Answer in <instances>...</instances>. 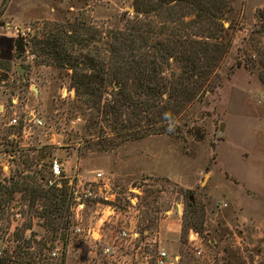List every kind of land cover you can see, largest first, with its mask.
<instances>
[{
    "label": "rangeland",
    "instance_id": "374dc122",
    "mask_svg": "<svg viewBox=\"0 0 264 264\" xmlns=\"http://www.w3.org/2000/svg\"><path fill=\"white\" fill-rule=\"evenodd\" d=\"M188 2L0 0V150L14 152L11 159L0 153V183L14 188L0 195V264H107L93 239L72 232L76 223L93 228L103 222L108 234L135 226L143 239L147 231L153 237L133 260L155 256L158 243L151 239L170 210L180 227L179 242L170 252L177 257L173 264H264V206L257 203L264 200V0H212V9L224 10L220 21L229 40L212 74L211 90L187 105L169 132L113 145L123 138L104 120L92 123L90 116L97 112L93 98L76 99L71 70L34 45L37 40L64 42L72 33L85 39L84 54H99L96 58L106 60L110 70L104 43L135 20L141 22L139 34L147 36L140 37L141 43L147 42L141 57L148 58L153 43L169 46L171 39L196 36L197 26L187 22L203 2ZM180 21L184 25L178 28ZM167 25L169 31L163 32ZM174 25L180 34H175L177 28L172 32ZM27 28L24 50L18 52L15 38L19 29ZM209 31L220 36L213 27ZM163 59L164 75L181 67L174 56ZM103 89V98L115 92L111 86L107 92ZM30 113L43 124L30 122L22 133ZM14 115L21 126L8 124ZM131 116L125 108L120 121L127 123ZM53 159L75 181L92 184L96 193L79 207L78 217H73V200L67 197L60 215L53 214L54 228L41 216L48 205L44 193H52L41 177ZM2 164H8L9 171L2 170ZM4 175L10 176L5 180ZM133 196L136 205L129 200ZM16 203L23 215L19 220L12 219ZM53 246L58 247L57 256L51 255ZM127 261L132 263L131 257Z\"/></svg>",
    "mask_w": 264,
    "mask_h": 264
},
{
    "label": "trees",
    "instance_id": "16d2710c",
    "mask_svg": "<svg viewBox=\"0 0 264 264\" xmlns=\"http://www.w3.org/2000/svg\"><path fill=\"white\" fill-rule=\"evenodd\" d=\"M137 1L135 0L136 4ZM172 1L186 4L189 0H165V4L173 3ZM201 1L203 4L201 7H197L199 10L195 11L196 15L189 19L190 22H187L189 26H197L196 36L185 35L174 41L171 39L169 46L161 44L160 47L157 43H153L150 47L152 49L146 53L148 58L144 55L141 57L139 54L142 46L147 43H141L140 37H143L144 40L147 36L139 34L140 19L135 20L134 25L128 26L126 29L115 31V40L104 43L107 46L105 48L108 50L107 54L112 60L110 64L113 67L110 70L106 66V60L98 59L100 58L99 54L96 55L98 58L84 54L81 47H85V39H78L72 33L68 34L69 39L64 42L60 40V43L57 44L55 42L45 44L43 40H37L34 45L40 48L44 53L43 56L53 54L60 64L66 65L71 70V86L75 90V97L77 100L79 99L78 101L82 100L81 97L90 96V99L93 98L91 106L97 112L90 116L92 123L98 122V118L100 121L104 120L109 124L112 133H117L123 138L118 142L113 141L112 145L127 139H138L149 134L169 132L170 126L176 122L184 108L199 99L203 93L211 90L212 74L222 53L226 50L227 40H229L227 28L220 21L225 18L224 10L212 9V0ZM219 1L224 4L227 2V0ZM188 3H192V0ZM156 9L157 7L151 10ZM139 12L140 10L136 9V13ZM187 16L184 15L183 19ZM183 23L180 21L177 24L178 28L183 26ZM177 26H172V32ZM211 27L219 31V37L216 33L209 31ZM178 28L175 33L177 35L180 34ZM169 29L170 25H167L163 32H167ZM147 31L152 32L151 30ZM24 41H26V37L19 35L15 38L14 48L18 52L24 50ZM138 41L140 42L139 48ZM67 44L71 46V49L75 48V55L71 53V49L69 50L65 46ZM60 45L61 52L58 50ZM160 52V59L174 56V60L181 64L179 70L172 71L171 75H164L160 59L158 61ZM130 79H132L131 83H129ZM109 86L115 89V92L111 97L103 98L101 89L104 88L103 91L107 92L106 89ZM95 96L96 98H94ZM75 106L82 108L81 105L76 104ZM125 108L130 109L132 115L128 118L127 123L120 121ZM108 114L112 115V119ZM120 124L123 127L119 126ZM100 149H104V147ZM7 191L13 192L14 188L0 183V195ZM44 194L45 199H48V205L41 212V216L48 217V224L54 228L55 217L53 214L60 215L62 205L70 196L65 187L60 190L52 189V193L49 195ZM189 203L192 205L193 200H189ZM194 228L195 231L198 230L196 226ZM194 234L197 235L196 232Z\"/></svg>",
    "mask_w": 264,
    "mask_h": 264
},
{
    "label": "built area",
    "instance_id": "2783aa9c",
    "mask_svg": "<svg viewBox=\"0 0 264 264\" xmlns=\"http://www.w3.org/2000/svg\"><path fill=\"white\" fill-rule=\"evenodd\" d=\"M29 28L27 29H19L18 35L22 37H27L29 34ZM264 99V95H263ZM16 102V100H13ZM79 119V118H78ZM32 122L35 125H41L43 124L42 120L37 117L35 114L30 113V115L27 117V119L24 120L23 125L21 126L18 117L16 115L12 116L8 120V124L10 126L19 127L21 126V132L24 133L26 130V126ZM14 137L16 135L12 134ZM11 135V136H12ZM0 153H3L5 156L8 157V159H11L12 156H14L13 150L6 151V150H0ZM9 165L2 164L1 168L2 170L9 171ZM103 172H97V176H102ZM5 180L9 178L10 175H4ZM8 176V177H6ZM41 180L43 182V186L46 189L52 190H60L63 187L67 188V191L69 193V196L72 197L73 205L71 207L72 209V215L73 217L76 215L78 217L77 213L79 210V207L82 208L84 205L85 200L96 197L95 191L92 189V184L86 185V183H83L81 180L75 181V177H69L64 173L63 165L62 163L57 160L53 159L51 162H49L48 165V171L45 175L41 177ZM5 182V181H4ZM104 187L108 186L107 182L102 183ZM133 191V190H131ZM137 192V191H136ZM104 198H108L107 196ZM132 205H136L134 200H136V196L129 198ZM98 203V202H97ZM14 207L12 209V219L19 220L22 219L23 215L22 212L19 211L20 204L16 203L14 204ZM125 213L129 212V209H124ZM100 219L105 220L103 215L100 216ZM102 224L103 222H97L95 224V227L93 228H84L80 224L76 223L72 227V232L77 234H83L86 238L93 239L95 246L98 247L99 254L101 258H104L103 260L107 264L111 263H117V264H125V261L123 259L124 254L122 253V250L125 252L130 251H138L148 240H145L146 236L144 232V239L142 238V232L137 229L135 226H123L119 228L117 231L113 232L112 234L105 233L102 230ZM151 242H154L151 240ZM49 246H51V243H48ZM58 247L53 246V250L51 252L52 256H57ZM138 256L137 252L131 255L132 263L130 264H149L150 258H153V264H173L174 260L177 259L176 256L171 257L165 250L160 249L158 247L155 256H151L149 254H145L144 257L140 259H135ZM100 258V259H101Z\"/></svg>",
    "mask_w": 264,
    "mask_h": 264
},
{
    "label": "crops",
    "instance_id": "0c3cea01",
    "mask_svg": "<svg viewBox=\"0 0 264 264\" xmlns=\"http://www.w3.org/2000/svg\"><path fill=\"white\" fill-rule=\"evenodd\" d=\"M69 159H71L70 156L64 161V163H66V161H68ZM257 203L261 206H264V200H261ZM167 213L168 214H166V216H164V218L160 220L158 224L157 232L154 235V238L151 240L157 242L158 247L160 249L165 250L170 255L173 246H175L179 242L180 227L178 226L177 219L173 216V210H170ZM145 234H149V233L145 231ZM150 237L153 236H150V234L147 235L145 240H149ZM136 252L137 251H130V250L128 252H125L122 250V253L124 254L123 259L125 261V264L129 263L127 260L129 259V257H131L132 254Z\"/></svg>",
    "mask_w": 264,
    "mask_h": 264
},
{
    "label": "water",
    "instance_id": "95a60500",
    "mask_svg": "<svg viewBox=\"0 0 264 264\" xmlns=\"http://www.w3.org/2000/svg\"><path fill=\"white\" fill-rule=\"evenodd\" d=\"M225 24H226V22H225ZM19 57V56H18ZM22 68V67H21ZM23 69V68H22ZM33 89L37 92V89L35 88V87H33ZM222 126H223V124H222Z\"/></svg>",
    "mask_w": 264,
    "mask_h": 264
}]
</instances>
